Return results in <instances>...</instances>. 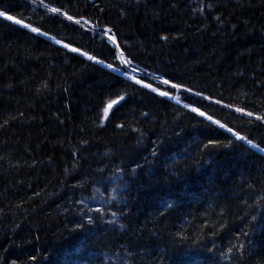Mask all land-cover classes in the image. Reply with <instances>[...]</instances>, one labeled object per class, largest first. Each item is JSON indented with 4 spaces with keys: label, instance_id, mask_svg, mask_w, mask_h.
<instances>
[{
    "label": "trees",
    "instance_id": "16d2710c",
    "mask_svg": "<svg viewBox=\"0 0 264 264\" xmlns=\"http://www.w3.org/2000/svg\"><path fill=\"white\" fill-rule=\"evenodd\" d=\"M0 11V264H264V0Z\"/></svg>",
    "mask_w": 264,
    "mask_h": 264
},
{
    "label": "snow or ice",
    "instance_id": "6c2138e0",
    "mask_svg": "<svg viewBox=\"0 0 264 264\" xmlns=\"http://www.w3.org/2000/svg\"><path fill=\"white\" fill-rule=\"evenodd\" d=\"M49 11H51L52 13H56V12L58 11V9H57V8H51V9H49ZM0 17H4V18H6V19H8V20H14V23H16V24H18V25H22L24 28H29L30 31H32V32H34V33H37V34H40V35H45V33H41V32L39 31L38 28H36V27H30V25H29L28 23H23V21H22L21 19H14L13 16H11V15H6L4 11H0ZM67 19L72 20L73 18H72V16H67ZM76 23H80V21H76ZM85 23H88V22L85 21ZM110 33H111V29L109 28V29H106V31L104 32V35H107L108 40H109L113 45H117V41H116L115 36L112 35V34H110ZM165 39H166V37H165ZM55 42H56L57 44H60V41H59V40H56ZM63 46H64L65 48H68V47H69L68 44H64ZM117 47H118V45H117ZM70 50L73 51V52L78 51L77 48H71ZM81 55H86V56H87V59H89V60H95V58H94L93 56H91V55H87L86 53H83V52H82ZM119 59H120V61H121L122 63H125V64L130 63L129 61H126V60H125V57H124V55H123L122 52L120 53ZM95 62L100 63L101 61H95ZM107 67H108L109 69L114 70V71H119L118 68L114 69L112 64H108ZM133 79H134V78H133ZM135 82H136V83H141L140 80H135ZM163 83H164V84H168L169 81H168V80H164ZM144 86H145V87H149V85H144ZM171 86H172L173 88H178V87H179V86L176 85V84H172ZM153 90L155 91V89H153ZM159 95H161V96H168L169 93L166 92V91H161V92H159ZM123 99H124L123 96H120V97H119V100H123ZM119 100H111V101H109V102L107 103V106H106V107L104 108V110H103V115H104V118H105V119H107V117H108V115H109V111L113 108V106H114L115 104H117V103L119 102ZM177 100H178V98H177ZM185 107H187V105H185ZM191 111L194 112V113H197V114L200 115V116H204V115H205L204 112L199 111V109H197V108H195V107L191 108ZM237 111H240V109H237ZM249 115H251V113H249ZM207 118H208L209 120H211V117H207ZM258 118H259V117H258ZM213 123H218V121H213ZM219 126H220L221 128L225 127V125H223V124H220ZM227 130H228L229 132H232V134H233L234 136H236V138H237L238 140H244V139H245L243 136H240V135H238L237 133L233 132L231 128H228ZM248 143L251 144V141H248ZM252 146L255 147V145H252Z\"/></svg>",
    "mask_w": 264,
    "mask_h": 264
},
{
    "label": "rangeland",
    "instance_id": "374dc122",
    "mask_svg": "<svg viewBox=\"0 0 264 264\" xmlns=\"http://www.w3.org/2000/svg\"><path fill=\"white\" fill-rule=\"evenodd\" d=\"M105 38L107 39L108 37L105 35ZM108 40V39H107ZM109 42V40H108ZM122 63V62H121ZM125 63H122V66L126 67V71L127 73H125V76L131 80V81H135V78L137 76H139V74H141L139 71L135 70L134 68L128 67ZM134 78V79H133ZM158 82H160L161 85L166 86L167 84H164L163 81L157 80Z\"/></svg>",
    "mask_w": 264,
    "mask_h": 264
},
{
    "label": "bare ground",
    "instance_id": "6f19581e",
    "mask_svg": "<svg viewBox=\"0 0 264 264\" xmlns=\"http://www.w3.org/2000/svg\"><path fill=\"white\" fill-rule=\"evenodd\" d=\"M43 9H45L47 12H49V13H52L51 11H49V9H51V8H48V7H42ZM52 14H54V15H58V16H61V17H63L62 15H60V13L57 11L56 13H52ZM78 21V20H77ZM89 24V23H88ZM92 28V27H91ZM90 32V31H89ZM100 35V34H99ZM108 39V38H107ZM52 42V41H51ZM109 43V42H108ZM55 44V43H54ZM61 45V44H60ZM61 47V46H60ZM68 49V48H67ZM121 65H122V63H121ZM125 65V64H124ZM141 72H142V70H141ZM143 75V74H142ZM146 76V75H145ZM153 78V77H152ZM154 79V78H153ZM160 80H161V78H160ZM156 82V81H155ZM140 84V83H139ZM160 84V83H159ZM162 84V83H161ZM161 96V95H160ZM172 100V99H171ZM191 109V108H190ZM189 109V110H190Z\"/></svg>",
    "mask_w": 264,
    "mask_h": 264
},
{
    "label": "built area",
    "instance_id": "2783aa9c",
    "mask_svg": "<svg viewBox=\"0 0 264 264\" xmlns=\"http://www.w3.org/2000/svg\"><path fill=\"white\" fill-rule=\"evenodd\" d=\"M62 18L67 19L65 16H63ZM67 20H69V19H67ZM70 21H71L72 23H74V24L79 25L80 27H82V28H84V29H86V30H91V31L93 32V30H92L91 28H89L88 26H85V25L80 24V23H76V21H74V20H70Z\"/></svg>",
    "mask_w": 264,
    "mask_h": 264
},
{
    "label": "water",
    "instance_id": "95a60500",
    "mask_svg": "<svg viewBox=\"0 0 264 264\" xmlns=\"http://www.w3.org/2000/svg\"><path fill=\"white\" fill-rule=\"evenodd\" d=\"M114 46V45H113Z\"/></svg>",
    "mask_w": 264,
    "mask_h": 264
}]
</instances>
